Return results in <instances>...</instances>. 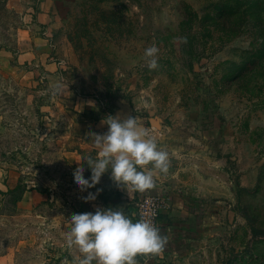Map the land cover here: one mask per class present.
Wrapping results in <instances>:
<instances>
[{
  "label": "rangeland",
  "instance_id": "obj_1",
  "mask_svg": "<svg viewBox=\"0 0 264 264\" xmlns=\"http://www.w3.org/2000/svg\"><path fill=\"white\" fill-rule=\"evenodd\" d=\"M40 4L56 78L31 74L13 52ZM153 42L156 69L143 59ZM2 45L0 264H74L65 221L93 208L73 173L85 167L90 177L84 159L108 115L136 116L169 159L172 149L205 155L227 213L218 264H264V0H0ZM91 100L99 107L83 108ZM63 114L83 129L80 167L63 156L74 128Z\"/></svg>",
  "mask_w": 264,
  "mask_h": 264
},
{
  "label": "crops",
  "instance_id": "obj_2",
  "mask_svg": "<svg viewBox=\"0 0 264 264\" xmlns=\"http://www.w3.org/2000/svg\"><path fill=\"white\" fill-rule=\"evenodd\" d=\"M42 4L41 14L39 13L36 23L27 25L26 21L16 30L13 52L17 57V63L30 67L31 74H44L42 78H56L58 71L61 70L60 63L50 61L51 43L46 32L39 31L44 27L46 20ZM12 8L18 13L23 6L17 2ZM20 19L24 21L27 18L24 16ZM7 49L6 45L0 46V55H7L4 51ZM84 105L87 107L83 108L94 110L99 107V102L91 100ZM75 108L77 110V106ZM75 116L77 115L69 118L68 115H62L64 120L74 126L64 138L63 156L69 164L80 167L83 164V157L79 152L82 147L80 139L83 129L73 123ZM100 124L104 125V121H99L95 126ZM83 128H86V125H83ZM151 135L155 136L152 138H157L155 134ZM172 152L173 159H169L170 163L178 167L172 168L167 174H159L156 177L155 188L144 191L155 193L166 202L158 226L167 235L168 241L164 250L159 255L151 256L148 262L138 257L139 264H218L217 257L222 256V239L225 232L223 220L227 213H224L222 208V196L218 195L222 192V187L216 182L215 167L214 165L210 167L213 171L208 173L209 166L202 153L184 154L177 149H172ZM97 188L102 191L90 203L93 208L91 212H95L97 208L123 207V211L128 214L131 205H135L138 197L144 193H128L122 187H117L110 179V172L103 174L99 184L88 193H95ZM104 189L108 190V197L105 198V202H100V197L106 193ZM78 256L77 251L74 255L75 260Z\"/></svg>",
  "mask_w": 264,
  "mask_h": 264
},
{
  "label": "clouds",
  "instance_id": "obj_3",
  "mask_svg": "<svg viewBox=\"0 0 264 264\" xmlns=\"http://www.w3.org/2000/svg\"><path fill=\"white\" fill-rule=\"evenodd\" d=\"M186 42V37L178 38ZM160 48L153 42L144 49L143 59L150 69L159 66ZM65 85L57 82L55 93H63ZM108 130L93 133L98 147L95 156L84 161L91 170L85 177V167L73 173L74 183L81 190L95 188L102 175L129 192H144L155 188L156 177L169 172V152L149 137L136 116L121 119L108 115ZM102 189L89 192L85 201H94ZM67 248H75L79 256L74 264H139L138 257L159 255L168 237L152 219H133L123 207L97 208L95 212L76 213L65 221Z\"/></svg>",
  "mask_w": 264,
  "mask_h": 264
},
{
  "label": "built area",
  "instance_id": "obj_4",
  "mask_svg": "<svg viewBox=\"0 0 264 264\" xmlns=\"http://www.w3.org/2000/svg\"><path fill=\"white\" fill-rule=\"evenodd\" d=\"M166 206L165 200L155 193H142L134 205V211L130 214L134 220L141 217L152 219L158 225L159 217ZM144 262H148L151 258L140 256Z\"/></svg>",
  "mask_w": 264,
  "mask_h": 264
},
{
  "label": "water",
  "instance_id": "obj_5",
  "mask_svg": "<svg viewBox=\"0 0 264 264\" xmlns=\"http://www.w3.org/2000/svg\"><path fill=\"white\" fill-rule=\"evenodd\" d=\"M151 123H153V125H154L155 127H159V124L157 123V121L152 120Z\"/></svg>",
  "mask_w": 264,
  "mask_h": 264
},
{
  "label": "trees",
  "instance_id": "obj_6",
  "mask_svg": "<svg viewBox=\"0 0 264 264\" xmlns=\"http://www.w3.org/2000/svg\"><path fill=\"white\" fill-rule=\"evenodd\" d=\"M19 199H20V197H19ZM160 218V217H159Z\"/></svg>",
  "mask_w": 264,
  "mask_h": 264
}]
</instances>
